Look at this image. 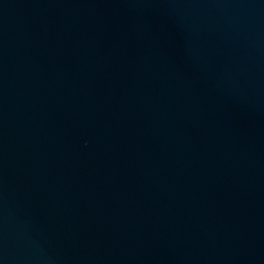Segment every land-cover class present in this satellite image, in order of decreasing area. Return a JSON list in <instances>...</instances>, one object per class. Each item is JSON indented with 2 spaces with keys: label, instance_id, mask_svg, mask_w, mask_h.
I'll return each instance as SVG.
<instances>
[{
  "label": "water",
  "instance_id": "95a60500",
  "mask_svg": "<svg viewBox=\"0 0 264 264\" xmlns=\"http://www.w3.org/2000/svg\"><path fill=\"white\" fill-rule=\"evenodd\" d=\"M0 264H264L234 0H0Z\"/></svg>",
  "mask_w": 264,
  "mask_h": 264
}]
</instances>
